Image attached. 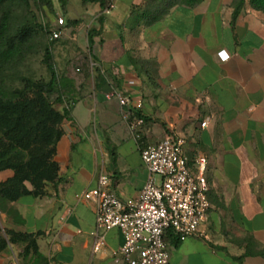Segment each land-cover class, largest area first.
<instances>
[{"label":"crops","instance_id":"crops-1","mask_svg":"<svg viewBox=\"0 0 264 264\" xmlns=\"http://www.w3.org/2000/svg\"><path fill=\"white\" fill-rule=\"evenodd\" d=\"M50 1L52 30L63 18L60 40L89 64L78 75L60 69L57 181L41 197L7 202L23 223L0 212L3 223L41 233L49 264H115L122 234L109 231L94 253L96 205L81 196L104 174L122 200L137 198L148 178L141 147L172 136L185 141L191 169L207 159L211 208L197 236L171 237V263L264 264V10L250 0H113L106 15L102 0ZM112 89L142 102L141 143L130 129L136 114L106 98ZM12 176L0 173V183ZM0 264H18L15 246Z\"/></svg>","mask_w":264,"mask_h":264},{"label":"built area","instance_id":"built-area-1","mask_svg":"<svg viewBox=\"0 0 264 264\" xmlns=\"http://www.w3.org/2000/svg\"><path fill=\"white\" fill-rule=\"evenodd\" d=\"M114 9L112 0L104 14ZM57 23L60 29L50 30L52 42L62 38L61 27L65 21L59 18ZM218 56L222 61L228 60L225 51ZM106 98L117 100L122 108L136 114L130 129L141 143L144 118L137 113L142 110V102L117 89L108 92ZM207 126V121L201 124V128ZM184 144L183 139L168 136L154 145L141 147L148 178L135 199L122 200L110 189V178L104 174L100 175L96 188L82 194L83 200L96 205L94 253L105 248L107 233L118 229L123 244L112 253L115 264H172L168 238L182 242L199 234L211 208L206 177L208 161L198 157L191 169L183 151Z\"/></svg>","mask_w":264,"mask_h":264},{"label":"trees","instance_id":"trees-1","mask_svg":"<svg viewBox=\"0 0 264 264\" xmlns=\"http://www.w3.org/2000/svg\"><path fill=\"white\" fill-rule=\"evenodd\" d=\"M7 1L11 0H0V5ZM14 1L23 3L27 9L30 7V0ZM180 1L192 6L199 0ZM250 1L256 9L264 10V0ZM111 2L101 1L103 11ZM38 3L42 8L52 9L50 0H38ZM37 28L48 35L51 33V29L37 23L11 29L7 20L0 22V173H13L12 177L0 183V212L14 218L18 224L23 223L22 218L15 210L6 209L5 204L25 196L41 197L46 194V185L57 181L56 149L63 136L61 125L67 118V113H61L56 107L60 95L56 102L50 100V95L59 88L50 46L45 47L44 54V62L51 73L49 81L36 80L17 72L38 37ZM4 233L0 253L9 246L18 245L23 249L21 258L27 264H49L39 249L41 233H23L9 228L4 229ZM170 239L171 236L168 241Z\"/></svg>","mask_w":264,"mask_h":264},{"label":"rangeland","instance_id":"rangeland-1","mask_svg":"<svg viewBox=\"0 0 264 264\" xmlns=\"http://www.w3.org/2000/svg\"><path fill=\"white\" fill-rule=\"evenodd\" d=\"M50 14V10L42 8L38 3V0H30L29 9H27L23 3L14 0L7 1L0 5V22L7 20L11 29H16L23 25L33 26L36 23L41 24L48 29H53L49 19ZM55 18L57 17L55 16ZM37 31L38 37H36L32 43L30 53L26 55L23 63L18 66V73L36 80L49 81L51 73L44 62L46 46H50L51 48L53 63L59 78V84L62 81L60 73L61 66L71 69L76 75H78L80 72H77V69H83L89 64L87 58L78 57L80 50L73 46L70 47V45L62 40L52 42L45 31H41L39 28H37ZM59 93V88H57V92L50 95V100L56 102ZM4 229H8V227L0 218V236L3 240L5 239ZM15 249L17 252L18 264H27L26 261L21 258L23 252L22 247L16 245Z\"/></svg>","mask_w":264,"mask_h":264}]
</instances>
